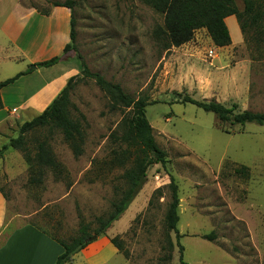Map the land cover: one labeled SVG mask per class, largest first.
Returning <instances> with one entry per match:
<instances>
[{
	"label": "rangeland",
	"instance_id": "obj_1",
	"mask_svg": "<svg viewBox=\"0 0 264 264\" xmlns=\"http://www.w3.org/2000/svg\"><path fill=\"white\" fill-rule=\"evenodd\" d=\"M66 1L74 3L72 12L54 7ZM234 2L241 11L242 0ZM63 13L69 14L68 19L72 15L75 22L77 55L70 51L62 66L38 68L33 76L20 77L2 89L7 114L17 125L9 139L17 136L19 125L42 112L61 81L56 80L51 90L34 100L35 112L22 105L32 86L58 77L66 67L69 77L75 76L83 63L132 98L147 99L145 116L153 139L166 153V164L148 169L137 195L103 236L118 241L127 253L124 257L118 252L124 262L179 264L174 233L164 223L172 177L185 264H264L263 224L248 216L244 208L247 180L234 173L240 166H263L264 126L221 123L213 114L181 103L186 96L226 108L235 106L234 113H264V37H256L247 27L243 35L239 31L238 42L218 49L199 30L189 43L165 51L153 37L162 17L140 0H0L1 76L12 78L62 54L56 52L57 44L69 30L60 21ZM231 20L235 28L227 25L234 40L239 26L235 18ZM69 99L76 109L70 108V117H84L81 154L74 156L59 132L44 135L64 167L63 176L45 171L40 184H30L21 152L7 150L0 160L8 231L29 224L64 243L83 227L92 236L97 219L111 213L127 188L123 175L133 166L136 154L119 140L118 125L126 111H111L108 97L91 79L78 82ZM122 153L124 163L114 160L121 159ZM252 189L264 213V179ZM211 232L213 242L201 239ZM168 240L173 245L170 253ZM168 254L170 259L165 260ZM121 258L106 264H120Z\"/></svg>",
	"mask_w": 264,
	"mask_h": 264
},
{
	"label": "trees",
	"instance_id": "obj_2",
	"mask_svg": "<svg viewBox=\"0 0 264 264\" xmlns=\"http://www.w3.org/2000/svg\"><path fill=\"white\" fill-rule=\"evenodd\" d=\"M140 2L162 17V25L154 29L153 37L165 51L189 43L193 39L194 33L199 30L206 32L215 48L221 49L230 46L231 38L225 23V19L230 16L235 17L242 35L249 27L254 31L256 37H264V0H242L241 11L236 7L234 0H140ZM73 5L72 1H66L62 4H54V7L66 8L72 12ZM40 15L48 16L41 13ZM68 36L69 42L64 46L60 56H54L36 63L34 66L37 69L51 68L64 61L66 53L73 51L77 55L74 45L75 22L72 15L69 19ZM81 66L82 69L79 74L66 81L65 86L51 103L39 115L19 125L17 136L9 139L0 148V159L7 150L21 152L25 163L28 165L29 183L40 184L45 171L51 172L57 178L65 173L64 167L56 160L47 137L44 136L46 133L59 132L74 156H79L82 152L81 146L84 141L82 121H84V117L80 114V120H73L70 117V108L76 110L70 103V93L78 82L84 79L93 80L100 91L108 97L111 111H126L118 125L121 132L119 140L136 154L133 166L126 170L123 175L127 188L119 201L113 205L111 213L106 218L97 219L98 228L92 236L83 227L69 243L55 240L64 250L55 264H67L74 255L92 242H90L92 237H103L110 225L119 219L139 192L145 182L148 169L156 164H166V153L156 145L152 136V129L145 116V108L148 105L147 99L145 97L134 99L126 94L118 84L106 81L98 73L90 72L83 63ZM29 72L30 70L20 72L12 78L1 81L0 95L2 89ZM181 103L193 105L205 113L213 114L221 123H230L241 127L246 124L264 125V113L250 111L234 113L235 106L226 108L214 101L199 102L186 96L182 98ZM0 109H2L1 96ZM36 134H42V136L37 138ZM28 135H33V137L27 138ZM123 155L122 153L121 159L115 157L114 160L124 163ZM234 173L242 175L246 180L249 176L248 168L243 166L235 168ZM169 180L168 188L170 189L171 201L165 213L164 223L166 230L174 233L175 246L178 249V263L185 264L182 259L183 247L179 243L180 235L176 228L179 221L177 187L172 177ZM201 239L213 242L215 234L211 232L208 235H203ZM110 243L124 257H127V253L122 251L115 238L110 239ZM172 248L173 245L168 240L167 253H170ZM164 259L169 260L170 254L165 255Z\"/></svg>",
	"mask_w": 264,
	"mask_h": 264
},
{
	"label": "crops",
	"instance_id": "obj_3",
	"mask_svg": "<svg viewBox=\"0 0 264 264\" xmlns=\"http://www.w3.org/2000/svg\"><path fill=\"white\" fill-rule=\"evenodd\" d=\"M68 17V13H63V19L60 20L66 26L69 25ZM232 18L235 17L230 16L225 19L228 31L231 27L233 29L235 28L233 21L231 20ZM227 22L230 23V28L227 25ZM58 25L59 24L57 23V27H59ZM236 30L238 36H236L234 40L231 39V42H238L240 40V29L238 30L236 28ZM68 34L69 30L66 29L64 35H62L63 39L60 43L57 44L58 49L56 52H62L64 46L68 43ZM63 64L64 61H61L51 68H57L59 66H62ZM30 67L27 68L25 71L29 70ZM34 70H37V68L31 69V72H29L25 76H33ZM58 75V77L43 81L42 83L39 82L37 85L32 86V91L29 92L25 100L22 102L23 106H28L29 112H35L33 109L34 100L44 96L48 90H51L56 84L54 83L56 80L61 81L60 86L58 87L54 95L41 108V111H43L51 103V101L56 97L60 90L65 86L66 81L70 78V75L68 74V67H66V69L62 71H59ZM4 79L6 80V78L1 76L0 73V82L4 81ZM0 96L2 101V109H0L1 147V145L8 142L9 137L15 135L13 128H16L17 125L12 122V119L7 114L8 106L6 105L3 99V90L1 91ZM11 132L13 133L12 136ZM245 167L249 170V176L246 182V196L244 197V208L246 209V212L247 214H249L248 216L250 218L256 217L257 220L261 221V224H263L262 226L264 229V213H261L260 206L258 204V198L252 192V187L254 185H259L260 182H262L264 179V164L262 167H257L255 163L252 165H248V167ZM6 215L7 202L3 194L0 192V264H55L57 258L63 253V248L54 239L29 224L20 226L11 231L6 230ZM245 224L250 229L249 221H245ZM114 258H121L118 254V251L112 246V244L106 237H101L98 240L92 241L79 253L74 255L67 264H106ZM120 264H126L122 258Z\"/></svg>",
	"mask_w": 264,
	"mask_h": 264
},
{
	"label": "water",
	"instance_id": "obj_4",
	"mask_svg": "<svg viewBox=\"0 0 264 264\" xmlns=\"http://www.w3.org/2000/svg\"><path fill=\"white\" fill-rule=\"evenodd\" d=\"M35 68H36V67L32 65V68H31V69H35ZM94 239H95V237H92V238L90 239V242L93 241Z\"/></svg>",
	"mask_w": 264,
	"mask_h": 264
}]
</instances>
